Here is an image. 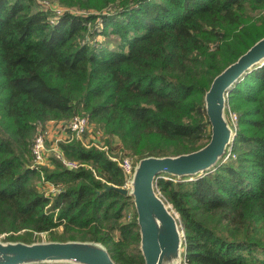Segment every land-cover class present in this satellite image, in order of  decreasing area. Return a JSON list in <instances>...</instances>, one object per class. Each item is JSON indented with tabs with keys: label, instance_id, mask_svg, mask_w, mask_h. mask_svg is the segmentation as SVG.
I'll use <instances>...</instances> for the list:
<instances>
[{
	"label": "trees",
	"instance_id": "1",
	"mask_svg": "<svg viewBox=\"0 0 264 264\" xmlns=\"http://www.w3.org/2000/svg\"><path fill=\"white\" fill-rule=\"evenodd\" d=\"M42 1L0 0V236L97 241L117 264H144L132 197L108 189L125 185L117 158L208 143L205 93L264 36V0H58L85 14ZM227 112L237 117L227 159L156 182L179 215L188 264H264V65L231 89ZM77 115L107 143L61 142L76 167L55 155L35 165L40 124Z\"/></svg>",
	"mask_w": 264,
	"mask_h": 264
},
{
	"label": "water",
	"instance_id": "2",
	"mask_svg": "<svg viewBox=\"0 0 264 264\" xmlns=\"http://www.w3.org/2000/svg\"><path fill=\"white\" fill-rule=\"evenodd\" d=\"M264 65V36L212 81L204 96L211 137L200 149L179 155L138 159L123 187L109 186L132 197L137 213L144 264H188L178 213L157 190L161 174L178 180L197 177L217 167L235 139L228 116V95L252 69ZM0 264H117L107 247L89 240L0 241Z\"/></svg>",
	"mask_w": 264,
	"mask_h": 264
},
{
	"label": "built area",
	"instance_id": "3",
	"mask_svg": "<svg viewBox=\"0 0 264 264\" xmlns=\"http://www.w3.org/2000/svg\"><path fill=\"white\" fill-rule=\"evenodd\" d=\"M237 117L236 115L231 114V122L234 124L236 123ZM47 123H50L47 122ZM47 123L40 124L38 128L37 136L34 140L33 146H32V154L34 157V163L35 165H49L50 164V155L48 156V152L50 151V154L55 155L63 160V162L70 168H74L77 166L76 163L68 162L60 150V143L59 142H70L72 140H79L83 143L84 139L89 133L90 130V121L89 118L86 116H74L72 119L67 121H61L60 129L66 132V137L61 138L59 137L57 142H55L54 145L49 149L46 147V141L45 136L43 134L42 129L47 128ZM90 144V143H85ZM95 145V144H94ZM97 146H100L98 144ZM47 152V153H46ZM228 156L225 157L227 159ZM224 159V160H225ZM134 162L130 159H124L120 162V166L122 167L124 173L131 175L132 169H133ZM55 189L51 188L48 193L54 192Z\"/></svg>",
	"mask_w": 264,
	"mask_h": 264
},
{
	"label": "rangeland",
	"instance_id": "4",
	"mask_svg": "<svg viewBox=\"0 0 264 264\" xmlns=\"http://www.w3.org/2000/svg\"><path fill=\"white\" fill-rule=\"evenodd\" d=\"M41 4H43L46 9H49L50 11H57L59 12H65V11H71L74 13H78V14H85L87 11L81 7H70V6H66L61 4L58 0H45L40 2ZM106 10H110V9H106ZM90 12L96 13L97 11H95V9L90 10ZM43 134L45 136V141H46V147L47 148H51L52 145L55 144V142H57L58 140V136H59V132L56 130H54V128L50 125L47 126V128H43L42 129ZM112 146H111V150L110 153L113 155H118L120 152L118 151L117 147L120 144V140L118 138H113L112 140ZM85 143H90V144H95L98 145L101 142H106V139L104 137V135L101 133V131L99 130L98 126L94 123H90V130L88 135L86 136V138L84 139ZM61 143V142H59ZM107 148V147H105ZM51 151V150H50ZM50 151L48 152V156L50 155V158L52 157V154H50ZM47 153V152H46ZM127 159H130L134 162V164L136 163L137 159L133 158V157H129L126 156ZM125 158V159H126ZM117 160H119V162L123 161L121 158H117ZM4 236H0V241H3ZM36 241H48L49 240V235L46 233H41L39 234L37 237Z\"/></svg>",
	"mask_w": 264,
	"mask_h": 264
},
{
	"label": "crops",
	"instance_id": "5",
	"mask_svg": "<svg viewBox=\"0 0 264 264\" xmlns=\"http://www.w3.org/2000/svg\"><path fill=\"white\" fill-rule=\"evenodd\" d=\"M50 125L54 128V130L59 132V137L65 138L66 137V132L60 129L61 126V121H50V123H47V126Z\"/></svg>",
	"mask_w": 264,
	"mask_h": 264
}]
</instances>
